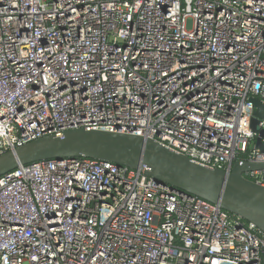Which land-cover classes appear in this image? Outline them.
<instances>
[{"label":"built area","instance_id":"2783aa9c","mask_svg":"<svg viewBox=\"0 0 264 264\" xmlns=\"http://www.w3.org/2000/svg\"><path fill=\"white\" fill-rule=\"evenodd\" d=\"M253 97L264 102V0H0V154L101 129L230 170L241 154L264 161ZM245 176L264 185V170ZM240 221L109 161L0 177V264H264L262 232Z\"/></svg>","mask_w":264,"mask_h":264},{"label":"water","instance_id":"95a60500","mask_svg":"<svg viewBox=\"0 0 264 264\" xmlns=\"http://www.w3.org/2000/svg\"><path fill=\"white\" fill-rule=\"evenodd\" d=\"M251 128L257 132L252 150L264 153V102L253 97ZM65 157L109 161L118 166L142 169L156 182L197 196L254 224L264 237V185L245 176L264 170V161L236 159L230 170L209 167L174 151L156 139L138 134L101 129H69L61 136L48 135L23 143L0 154V177L20 165Z\"/></svg>","mask_w":264,"mask_h":264},{"label":"trees","instance_id":"16d2710c","mask_svg":"<svg viewBox=\"0 0 264 264\" xmlns=\"http://www.w3.org/2000/svg\"><path fill=\"white\" fill-rule=\"evenodd\" d=\"M240 158H243V159H247V158H249V153L241 154V155H240Z\"/></svg>","mask_w":264,"mask_h":264},{"label":"rangeland","instance_id":"374dc122","mask_svg":"<svg viewBox=\"0 0 264 264\" xmlns=\"http://www.w3.org/2000/svg\"><path fill=\"white\" fill-rule=\"evenodd\" d=\"M187 26H188L189 29L192 28V21L191 20L188 21V25Z\"/></svg>","mask_w":264,"mask_h":264}]
</instances>
